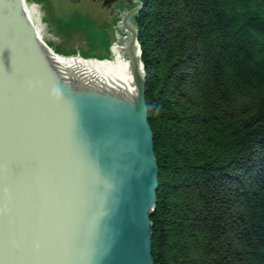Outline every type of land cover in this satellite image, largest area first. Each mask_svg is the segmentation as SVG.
I'll return each mask as SVG.
<instances>
[{"label":"water","instance_id":"obj_1","mask_svg":"<svg viewBox=\"0 0 264 264\" xmlns=\"http://www.w3.org/2000/svg\"><path fill=\"white\" fill-rule=\"evenodd\" d=\"M26 32L0 29L8 52L26 51L2 59L0 44V264H155L158 168L133 41L131 79L62 76Z\"/></svg>","mask_w":264,"mask_h":264},{"label":"trees","instance_id":"obj_2","mask_svg":"<svg viewBox=\"0 0 264 264\" xmlns=\"http://www.w3.org/2000/svg\"><path fill=\"white\" fill-rule=\"evenodd\" d=\"M140 2L154 263L264 264V0Z\"/></svg>","mask_w":264,"mask_h":264},{"label":"bare ground","instance_id":"obj_3","mask_svg":"<svg viewBox=\"0 0 264 264\" xmlns=\"http://www.w3.org/2000/svg\"><path fill=\"white\" fill-rule=\"evenodd\" d=\"M32 1L33 0H0V29L2 32L7 31V29H10L12 31V34L18 33L17 35L19 37H21L19 33L23 32L25 34L26 30H28L29 32L31 31V33L26 32L27 36H30L31 39L35 40L34 44L37 47L41 48L42 51L45 53V55L48 56L51 59V61H53L52 64H54L55 69L62 70V76L98 75V76L131 79L130 71L127 65V58H128L127 40L129 39L133 41V45L136 53L134 54L130 52L131 58L134 60V62L137 64L139 68L144 66L142 60L141 46L138 41L137 21L139 15L138 13H136L138 7L135 6V4L133 7H131V4H129L130 5L129 7H131L130 9H132L133 12L132 11L128 12L129 15H131L130 19H128L126 18L127 17L126 14L122 13V10L124 8L119 9L118 8L119 5L117 6V2L114 1L107 3V0H102V4L105 8H111L117 6L116 7L117 13L118 16H120L119 17L120 21L116 25H114V29L116 28V30H119L120 32L118 33L116 39L113 38L111 43L110 41L109 43L107 41H104V37L107 36V34L106 33L103 34L102 41H104L106 44L105 43L101 44V42L98 41L96 42V44H93L95 46L93 51H89L91 50L89 48L91 46L90 44L87 45L85 43L86 46L85 45L80 46L78 44L75 46L71 45L70 43L71 41L63 40V36H60L55 31H53L52 35L49 37L47 35L48 33L44 26V23H46L44 20L45 19L44 15L46 14V18L51 20V22H53L52 20L54 17L52 16H55L53 15L54 12L52 11L51 6L46 5V0L42 2L40 0H36L35 3ZM39 3H41V5L44 7L45 10V14L43 16L39 9V5H38ZM50 4L53 5L52 2H50ZM138 10L139 11L143 10V4L141 2L139 4ZM7 15L10 18H7V22L1 23L2 17ZM130 20L134 22V25L133 22H131ZM48 22L51 25L50 21ZM121 32L123 33L121 34ZM120 38L122 39V41L125 39L126 40L125 43L123 42L122 44V42H119ZM4 39L7 40V38L0 39V44H2V59L14 54V62H16V60L19 58L20 55L23 56L25 54L26 51L25 49H23V47L25 46H23L21 44L22 42L18 40L17 42L20 45H16L17 48L15 47V49L12 52H8L6 44L10 42L5 41ZM33 64H35L34 66H40V67L45 65V63H42L40 61L33 62ZM144 78H145L144 79V86H145L146 78H147L146 68H144ZM143 97H144L146 112L149 121L150 113H149V107L146 103V87L144 88ZM150 130L153 135L152 140L154 145L155 143L154 134L151 127ZM154 150H155V146H154ZM157 168H159L158 162H157ZM158 188H159V184H158ZM156 201H157V194H156Z\"/></svg>","mask_w":264,"mask_h":264},{"label":"rangeland","instance_id":"obj_4","mask_svg":"<svg viewBox=\"0 0 264 264\" xmlns=\"http://www.w3.org/2000/svg\"><path fill=\"white\" fill-rule=\"evenodd\" d=\"M40 1L42 2L44 0ZM32 2L35 3L36 0H33ZM50 2H52L53 5H51ZM116 2L117 6L119 5V9L124 8L122 13L126 14V18L128 19H130L131 16L128 12L132 11L130 8L135 4V6H137L139 9L140 4V0H118ZM129 4H131V7H129ZM38 5L43 16L45 14L44 7L41 5V3ZM46 5L51 6L52 11L54 12L53 15H55L52 16L54 17L52 20L53 22L46 18V14L44 15V20L46 22L44 23V26L49 37L52 35V32L55 31L60 36H63V40L71 41V45L75 46L78 44L80 46H84L85 43L87 45L90 44L91 46L89 45V48L91 50L89 51H93L95 47L93 44H96L98 41L101 42V44H104V41H107L108 43L110 41L111 43L113 38L116 39L118 33L120 32L119 30H116V28L114 29V25L120 21V16H118L117 13V6L105 8L102 4V0H46ZM138 9L136 13L140 15L142 10L139 11ZM48 21H50L52 26ZM130 21L133 22L132 20ZM105 33L107 36H105L104 41H102L103 34ZM122 33L123 32H121V34ZM125 41V39L122 41L121 38L119 40V42H122V44L123 42L125 43Z\"/></svg>","mask_w":264,"mask_h":264}]
</instances>
